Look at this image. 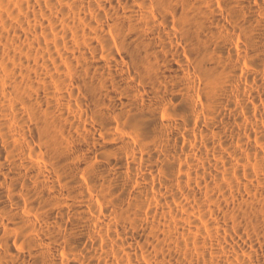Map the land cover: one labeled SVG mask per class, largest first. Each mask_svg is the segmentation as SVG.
<instances>
[{
  "label": "bare ground",
  "instance_id": "6f19581e",
  "mask_svg": "<svg viewBox=\"0 0 264 264\" xmlns=\"http://www.w3.org/2000/svg\"><path fill=\"white\" fill-rule=\"evenodd\" d=\"M0 264H264V0H0Z\"/></svg>",
  "mask_w": 264,
  "mask_h": 264
}]
</instances>
